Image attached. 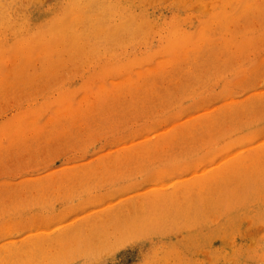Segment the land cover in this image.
I'll list each match as a JSON object with an SVG mask.
<instances>
[{
  "label": "rangeland",
  "instance_id": "rangeland-1",
  "mask_svg": "<svg viewBox=\"0 0 264 264\" xmlns=\"http://www.w3.org/2000/svg\"><path fill=\"white\" fill-rule=\"evenodd\" d=\"M0 264H264V0H0Z\"/></svg>",
  "mask_w": 264,
  "mask_h": 264
},
{
  "label": "bare ground",
  "instance_id": "bare-ground-1",
  "mask_svg": "<svg viewBox=\"0 0 264 264\" xmlns=\"http://www.w3.org/2000/svg\"><path fill=\"white\" fill-rule=\"evenodd\" d=\"M180 187V186H179ZM179 189V188H178ZM175 191H177V190H175ZM160 211V210H159ZM140 229V228H139ZM242 253V252H241ZM202 254V253H201ZM11 257V256H10Z\"/></svg>",
  "mask_w": 264,
  "mask_h": 264
}]
</instances>
